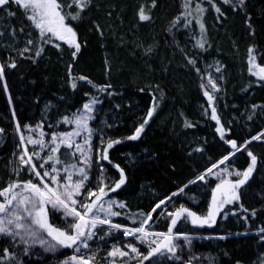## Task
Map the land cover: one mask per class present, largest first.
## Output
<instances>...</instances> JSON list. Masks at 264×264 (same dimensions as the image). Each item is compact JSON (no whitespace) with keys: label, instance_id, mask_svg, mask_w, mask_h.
I'll use <instances>...</instances> for the list:
<instances>
[{"label":"trees","instance_id":"trees-1","mask_svg":"<svg viewBox=\"0 0 264 264\" xmlns=\"http://www.w3.org/2000/svg\"><path fill=\"white\" fill-rule=\"evenodd\" d=\"M144 2L95 0L93 10L78 27L81 51L72 68L74 76H87L97 85L110 82L117 93L107 98L101 96L103 103L97 106V119L90 122V126L103 129L113 139L122 141L110 150L109 155L114 164L124 168L128 183L114 198L126 200L133 212L147 211L154 197L175 191L177 184L187 183L204 170L210 159L218 160L227 149L215 134V122L203 114L202 109L207 104L199 87V78L186 66L184 56L167 33L169 21L179 13L182 0H156L152 22H139L136 9ZM220 6L226 18L217 21L214 10L206 15L211 48L206 53H199V66L215 75L214 67L209 69L208 65L219 62L225 79L220 81L222 92L218 94L216 106L222 122L232 128L231 138L242 143L250 134L264 130V109H256L253 118L248 119L253 112L252 105H264V86L247 70L249 47L260 54L258 63L264 56V0H245L244 7L235 11L227 5ZM12 10L16 11V16L3 23L17 29V38L23 46V37L19 35L23 14L15 5ZM109 11L112 12L111 17L108 16ZM4 15L0 12V17ZM93 21L102 26L103 38L93 27ZM188 37L189 33L181 32L176 38L189 55H197L192 48L194 42ZM9 42L11 38L5 32V38L0 42V63H6L9 55L15 56L3 46ZM149 45L154 48L151 55L146 56L144 49ZM16 62L17 67L7 68L4 81H0V129L4 130L0 133V187L8 182L16 160L13 154L18 152L17 122L23 128L25 125L35 127L43 121L45 132H49V123L55 125L63 115L82 108L88 99L86 92L95 94V90L83 81L78 82L76 90L71 88L68 65L72 58L66 46L62 53L47 46L44 55L35 63L20 58ZM109 66L110 73L107 71ZM5 82L7 92L3 87ZM153 96L158 106L145 132L139 140H127L126 137L132 134L134 127L142 122L152 107ZM186 122L196 126L185 127ZM108 124L113 126L106 127ZM59 130L71 128L62 126ZM197 148L204 151L197 152ZM251 149L264 161V145L253 142ZM104 163L110 175H115V170ZM232 163L242 169L247 166L246 156L237 154ZM20 178L27 179V173L22 172ZM204 192L200 184L190 185L185 195L179 198V203L203 211L208 199ZM241 194L244 207L250 211L257 210L255 218L244 213L249 215L245 221L240 214H229L227 218L223 215L218 217L212 228H194L190 223L177 225L181 231L195 237L191 249L185 247L183 261L194 255L199 260L193 264H257L258 258L264 257V241L259 234V228L264 226V163L258 164V171ZM235 207L238 210V205ZM166 226V222L161 221L155 230L164 231ZM220 236L228 238L221 240L218 239ZM127 240L135 243L131 238ZM6 245V240H0V249ZM109 247L105 245L98 258L103 257ZM35 252L37 255L25 257L28 264H60L62 259L72 254L69 249L55 255L38 249Z\"/></svg>","mask_w":264,"mask_h":264},{"label":"snow or ice","instance_id":"snow-or-ice-1","mask_svg":"<svg viewBox=\"0 0 264 264\" xmlns=\"http://www.w3.org/2000/svg\"><path fill=\"white\" fill-rule=\"evenodd\" d=\"M13 5L23 14V26L19 29L23 46H20L17 38V29L3 23L16 16ZM220 5H227L235 11L244 7L245 0H219V3L217 0H182L179 13L169 21L167 33L184 56L186 66L200 80L199 87L207 104L202 109L203 114L215 122V134L227 146L226 154L215 161L210 159L203 171L187 183L177 184L175 191L163 197H154L147 211L140 209L133 212L126 200L114 198L128 183L124 168L118 163L114 164L109 155L110 150L122 141L113 139L103 129L90 126V122L97 119V106L103 103L101 96L107 98L117 93L110 82L97 85L87 76L76 77L72 73L73 63L81 51L78 27L93 10L95 0H0V12L5 14L0 17V42H3L7 32L11 42L3 46L10 53H15V56L9 55L6 63H0V81H4L7 68L17 67V58L30 59L35 63L44 55L47 46L60 53L66 46L72 58L68 65L71 88L76 90L78 82L83 81L95 90V94L85 93L88 99L82 108L63 115L55 125L49 123V132H45L43 121L35 127L25 125L23 128L19 122L16 123L18 152L13 154L16 160L12 175L0 187V240L7 241V245L0 249V264H28L25 257L37 255V246L43 252L54 255L61 253V249H71L72 254L60 264H176L177 261L180 264H193V261L198 262V257L189 255L188 260L183 261L182 256L185 247L191 249L195 237L181 231L178 224L190 223L194 228H212L222 215L227 218L229 214H240L245 221L249 215L253 218L258 215L257 210L250 211L241 203V190L249 185L253 174L258 171V164L264 163L251 149L253 142L264 145V130L250 134L242 143L231 138L232 128L222 122L216 106L218 94L222 92L220 81L225 79L222 68L219 62L208 65L209 69L214 67V75L199 66V53H206L211 48L206 15L214 10L217 21L226 18ZM156 6V0L150 3L145 0L138 5V21L152 22V10ZM111 15L109 11L108 16ZM248 20L251 30L250 17ZM93 27L103 38L102 26L93 21ZM181 32L189 33L188 39L194 42L192 48L197 55H189L180 46L176 37ZM251 34H255L254 30ZM153 48V45L145 48L144 55H151ZM258 55L253 47L248 48L247 70L264 86V56L258 63ZM105 64L108 65L107 59ZM107 71L110 73V66ZM3 87L7 92L6 82ZM156 90H159L158 85ZM157 106L156 97L153 96L152 107L142 122L134 127L132 134L126 137L127 140L141 138ZM258 108L264 109V105H252L249 120ZM62 126H69L71 130L60 131ZM195 126L185 123V127ZM3 131L0 129V133ZM94 140L99 142L95 143ZM195 151L203 152L204 149L197 148ZM237 154L246 156V167L233 166ZM104 162L115 170V175H110ZM22 172L27 173V179L20 178ZM196 184L205 189L204 195L208 197L203 211L179 203L185 190ZM161 221L166 222V230H155ZM259 234L264 241V226L259 228ZM126 238H131L135 243ZM227 238L218 237L221 240ZM93 244L96 246L93 247ZM105 245H110L109 250L98 258ZM257 264H264V257H259Z\"/></svg>","mask_w":264,"mask_h":264},{"label":"rangeland","instance_id":"rangeland-1","mask_svg":"<svg viewBox=\"0 0 264 264\" xmlns=\"http://www.w3.org/2000/svg\"><path fill=\"white\" fill-rule=\"evenodd\" d=\"M126 239H128V238H126ZM36 249H38V250H39V252H40V251H41V252H43V250H42V249H40V248H39V246H37V247H36ZM61 250H63V249H61ZM69 250H71V249H69ZM71 251H72V250H71ZM44 253H45V252H44ZM62 260H64V259H62ZM62 260H61V261H62Z\"/></svg>","mask_w":264,"mask_h":264}]
</instances>
